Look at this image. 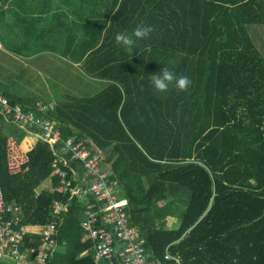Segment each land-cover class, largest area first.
Segmentation results:
<instances>
[{
  "label": "trees",
  "instance_id": "trees-1",
  "mask_svg": "<svg viewBox=\"0 0 264 264\" xmlns=\"http://www.w3.org/2000/svg\"><path fill=\"white\" fill-rule=\"evenodd\" d=\"M113 8L110 30L130 35L143 23L154 31L131 48L102 53L103 62L86 70L101 88L45 103V116L63 140L104 154L149 256L264 264V42L257 47L249 32L259 26L264 33V0H118ZM163 67L188 76V90L173 82L158 92L151 76ZM25 134L0 115L6 208L20 207L24 226L45 228L52 202L68 203L49 264H95L92 246L80 241L93 201L38 191L47 180L58 184L52 165L60 146L38 140L12 171L10 136L20 143ZM167 218L177 227L168 228ZM39 240L28 235L25 246L36 248Z\"/></svg>",
  "mask_w": 264,
  "mask_h": 264
},
{
  "label": "built area",
  "instance_id": "built-area-1",
  "mask_svg": "<svg viewBox=\"0 0 264 264\" xmlns=\"http://www.w3.org/2000/svg\"><path fill=\"white\" fill-rule=\"evenodd\" d=\"M46 111L47 106L42 103L12 104L0 93L1 116L32 133L36 142L43 140L51 148L60 146L52 165L58 183L54 191L67 195L69 200L90 198L93 201L86 205L80 224L83 241L92 246L93 261L107 264H183L167 252L160 259L147 254L144 237L133 227L130 201L124 196L120 181L102 159V152L83 142L63 140L54 122L45 116ZM52 210L53 218L39 234L38 246L26 248L25 239L30 230L22 223L20 207L6 208L0 181V258L8 257L13 264H49L58 245V219L61 213L67 212L68 203L53 201Z\"/></svg>",
  "mask_w": 264,
  "mask_h": 264
},
{
  "label": "crops",
  "instance_id": "crops-1",
  "mask_svg": "<svg viewBox=\"0 0 264 264\" xmlns=\"http://www.w3.org/2000/svg\"><path fill=\"white\" fill-rule=\"evenodd\" d=\"M117 1L0 0V93L7 98L17 99L20 102L17 104L22 105L56 104L59 100L52 97L55 86L59 87L62 81H71V78L76 80L77 69L81 70L84 76L87 75L86 70L97 67V62H103L100 57L102 53L117 52L121 46L115 42V36L119 33L118 28L110 30L109 27L112 18L109 11L113 9L114 12L113 7ZM51 70H72L73 74L68 79L67 72L63 74L62 79L56 77ZM42 71L48 75V88L41 92L44 97L40 98L41 93H36L37 76L41 77ZM84 87H87L86 84ZM3 118L15 125L10 119ZM16 126L30 133L20 125ZM30 135L33 140L22 144L23 147H29L28 152L36 143L33 134ZM9 143L13 144V150H20L14 140ZM26 160L27 156L22 163ZM19 169L20 166L14 172ZM46 190L56 192L52 181L51 188ZM28 228L30 230L28 235L37 237L43 229ZM80 241L87 243L83 241V235ZM59 248L57 245L55 252ZM87 253L83 252L80 257L86 256ZM0 263L13 264V261L3 257L0 258Z\"/></svg>",
  "mask_w": 264,
  "mask_h": 264
},
{
  "label": "rangeland",
  "instance_id": "rangeland-1",
  "mask_svg": "<svg viewBox=\"0 0 264 264\" xmlns=\"http://www.w3.org/2000/svg\"><path fill=\"white\" fill-rule=\"evenodd\" d=\"M261 29V27L259 26H250L249 27V32L250 35L255 43V45L257 47L260 48V45L263 44L264 42V33L262 32L260 35H258L257 31H259ZM264 50V49H263ZM261 50V54L264 56V51ZM76 71V70H75ZM52 73L55 74L56 77L58 78H62L64 79V75L68 72L67 78L70 79V77L73 74L72 70H51ZM42 76H37V80H38V88L36 93H41L44 92V89L48 88V75L45 72H41ZM77 75L78 78L72 79L71 81H66L63 82L62 84L58 86H55L53 88V93H52V97L56 98V100H62V99H66L69 96L72 95H76V96H92L94 95L100 88H101V84L98 83V81L94 80L93 78H90L87 75H83L81 70L77 69ZM44 79H43V78ZM84 84H86V88L84 87ZM91 85V87H90ZM57 88H59V90L57 91ZM44 97V94L41 93L40 98ZM26 132V131H25ZM29 136V137H28ZM30 133L26 132V134L22 137V141H19L20 143L16 142L14 139H12L14 136L11 135L9 141H15V143L17 144L18 148H20V150H13L12 149V145L10 144V164H11V169L12 171H16L18 170V167L20 166V164L24 161V159H26V153L29 150V147H23L22 144L25 143V141L28 140H33L32 136L30 138ZM102 159H104V154L101 153ZM51 188V181L47 180L46 182H44L42 184V186L39 188V192L42 191H48L46 189ZM177 219L175 218H167V227L172 229V228H176L177 227ZM176 224V226H175ZM43 229H41L40 231H42Z\"/></svg>",
  "mask_w": 264,
  "mask_h": 264
},
{
  "label": "clouds",
  "instance_id": "clouds-1",
  "mask_svg": "<svg viewBox=\"0 0 264 264\" xmlns=\"http://www.w3.org/2000/svg\"><path fill=\"white\" fill-rule=\"evenodd\" d=\"M153 31V26L141 23L136 26L130 35L124 32L117 33L115 42L117 45H121L125 48H131L137 40L147 38ZM151 82L158 92H167L169 90V85L173 82H175L176 88L180 91H187L192 84L188 76L180 75L177 77L176 74L167 67H163L159 74L152 75Z\"/></svg>",
  "mask_w": 264,
  "mask_h": 264
}]
</instances>
